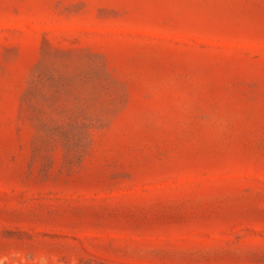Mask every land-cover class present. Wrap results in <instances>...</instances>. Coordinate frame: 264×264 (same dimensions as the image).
<instances>
[{"label": "rangeland", "instance_id": "rangeland-1", "mask_svg": "<svg viewBox=\"0 0 264 264\" xmlns=\"http://www.w3.org/2000/svg\"><path fill=\"white\" fill-rule=\"evenodd\" d=\"M0 264H264V0H0Z\"/></svg>", "mask_w": 264, "mask_h": 264}]
</instances>
